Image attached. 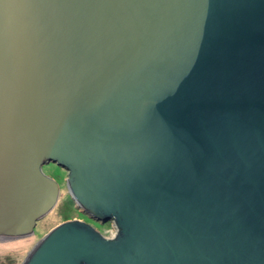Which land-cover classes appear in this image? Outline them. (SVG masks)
Returning a JSON list of instances; mask_svg holds the SVG:
<instances>
[{
	"label": "water",
	"instance_id": "95a60500",
	"mask_svg": "<svg viewBox=\"0 0 264 264\" xmlns=\"http://www.w3.org/2000/svg\"><path fill=\"white\" fill-rule=\"evenodd\" d=\"M66 170L100 223L20 264H264V0H0V239Z\"/></svg>",
	"mask_w": 264,
	"mask_h": 264
},
{
	"label": "rangeland",
	"instance_id": "374dc122",
	"mask_svg": "<svg viewBox=\"0 0 264 264\" xmlns=\"http://www.w3.org/2000/svg\"><path fill=\"white\" fill-rule=\"evenodd\" d=\"M42 171L58 183V196L55 205L36 221L33 231L25 236L0 239V264H20L27 252L50 228L68 219H80L93 225L100 233L111 236L115 229L110 222L100 223L80 212L68 195L65 177L66 170L55 163L41 166Z\"/></svg>",
	"mask_w": 264,
	"mask_h": 264
},
{
	"label": "trees",
	"instance_id": "16d2710c",
	"mask_svg": "<svg viewBox=\"0 0 264 264\" xmlns=\"http://www.w3.org/2000/svg\"><path fill=\"white\" fill-rule=\"evenodd\" d=\"M71 200V199H70Z\"/></svg>",
	"mask_w": 264,
	"mask_h": 264
}]
</instances>
